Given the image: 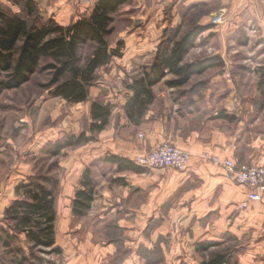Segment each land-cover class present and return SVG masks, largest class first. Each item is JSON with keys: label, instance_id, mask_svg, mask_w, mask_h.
I'll return each mask as SVG.
<instances>
[{"label": "rangeland", "instance_id": "1", "mask_svg": "<svg viewBox=\"0 0 264 264\" xmlns=\"http://www.w3.org/2000/svg\"><path fill=\"white\" fill-rule=\"evenodd\" d=\"M13 1L15 0H0L10 10L21 11V6ZM35 1L40 7V1ZM138 1L127 0L121 6L114 15V30L107 37L112 47H117L119 40L124 42L122 52L126 47V39L146 29L145 21L137 17L141 10ZM143 1L146 3L147 0ZM80 3L88 6L95 4L96 0H83ZM156 3H159L158 0ZM176 3L177 0H171L163 11L169 22L162 32L157 33L161 41L157 49L147 58L134 60L130 71L135 72L131 76L126 71L127 65L122 61V56L114 57L109 64L98 69L97 80L91 86L88 101L73 103L53 96L46 88L52 79V73L49 71H38L30 81L18 88L6 89L0 94V203L8 194L13 200L17 199L16 188L22 180L42 176H56L59 179L56 192V234L57 245L62 248V253L57 254L49 248L41 247L35 250L50 263L201 264L213 255L225 254L238 264H264V232H257V228L250 231L246 230L247 228L233 229L227 225V216L221 215L219 211L206 217L180 212L179 208L183 204L190 207L192 205V201L183 200L182 188L176 191L170 186L163 188L167 190L166 193L161 191L153 201V206L157 207L154 209L159 212L149 219H137L128 211L120 212L119 208L114 212L113 206L108 207L102 202V189L98 183L107 181L110 188L114 189L119 181L115 179V173L109 164L98 166L95 162H89L83 167L85 156L93 151L92 145L81 143L63 148L58 155L52 154L56 144L65 141L69 136H77L83 131L90 134L92 91L101 88L102 94L110 90L113 93H127L126 82L149 71L159 50H165L167 40L183 36L199 24L198 19L205 12L216 6L214 3L193 6L192 10H188L184 15L179 13V10L174 14L172 10ZM90 5L88 9L84 7L83 11L78 9L80 17L89 15ZM63 8L65 9L62 7L61 10ZM220 11L228 18V11L222 8L213 13L211 18ZM40 14L44 18L49 17L43 14L41 8ZM180 14L181 19L176 22ZM63 16L68 17V14ZM226 23L227 21L220 25ZM235 24L239 27H235L233 32H227L224 41L216 37V32L203 37L211 27L197 37L195 48L193 47L188 60L197 61L211 57L216 55L212 53L217 49L224 48L225 56L218 54L222 56L224 64L222 67L210 68L204 74L194 75L187 85L175 89L166 84L167 80H172L175 76L167 75L154 87L155 99L148 110L152 112L151 118L165 116V110L170 114V109L175 104H178L179 108H185L193 98L210 95L219 99L236 97V105L240 107L242 116L250 112V117H259L260 121H264V23L249 20ZM207 25L217 26L212 22ZM95 48L96 43L90 42L81 49L82 64ZM201 81L206 82V88L199 93L194 92L193 86ZM100 98L104 100L103 95ZM121 114L120 111L112 112L111 119L115 120L116 129L129 126L125 122L121 123ZM125 114L127 115L126 110ZM127 116L134 125L131 128L138 130V138L145 139L142 128L146 121L143 116ZM155 148L137 153L134 159L139 154L151 152ZM88 167L96 180L97 195L89 211L76 215L73 211V201L82 187L80 182L84 170ZM146 169L148 175L145 178L159 183L176 180L181 178L183 173H189L171 167ZM116 193L118 194V191ZM167 194L169 196L162 204L161 201ZM5 210L4 207L0 208V264H16L21 254L9 252L4 244L6 235L2 229L8 224L4 219ZM25 241L26 236L22 234L20 242L11 249L23 245L24 249L30 252L31 249ZM202 243L211 246L204 249Z\"/></svg>", "mask_w": 264, "mask_h": 264}, {"label": "crops", "instance_id": "2", "mask_svg": "<svg viewBox=\"0 0 264 264\" xmlns=\"http://www.w3.org/2000/svg\"><path fill=\"white\" fill-rule=\"evenodd\" d=\"M39 1L43 14L53 16L59 23L65 25L80 17L79 8L83 11L90 5L85 6L80 3L83 0ZM156 1L147 0L146 3L143 0L138 1V7L141 10L137 17L145 21L146 29L125 40L126 47L122 61L127 65L126 71L130 76L135 72L130 71L134 60L147 58L157 49L161 42L158 37L159 31L164 29L169 22L163 11L171 0H158V4ZM263 2L264 0H177L172 11L177 14L176 10H179V13L185 15L188 10H192L193 6L214 3L216 6L198 19L199 24L206 25L211 23L213 13L220 8L227 10L226 25L211 27L203 36H210L212 32H216V37L224 41L227 32H233L235 27H239L235 23L249 20L264 23ZM93 6L92 3L90 9ZM62 7L65 9L61 10ZM65 13L68 17L63 16ZM181 14L176 22L181 19ZM194 48L186 54L184 62H192L193 59L188 60V58ZM212 54L225 56L224 48H219ZM171 89L175 88L171 87ZM126 91L127 93L125 91L113 93L110 90L106 94H102L101 88L95 92L92 91L91 100L103 95L104 100L112 101L114 104L113 111L122 112L121 123L125 122L129 125L116 129L115 120L111 119L107 128L99 132L96 138L88 143L93 146V151L85 156L83 167L89 162H95L98 166L109 164L115 173V179L119 181V184L116 183L113 187L114 189L110 188L107 181L98 183L102 189L100 197L104 205L113 206L114 212L119 208L120 212L128 211L137 219H149L154 213L159 212L154 209L157 207L153 206V201L161 191L166 193L167 190L163 188L174 187V191L182 188L183 200L192 201V205L190 207L183 204L179 208L180 212L206 217L219 211L221 215L227 216V225L233 229L247 228L246 230L250 231L257 228V232H264V198L262 201L255 202L247 199L246 186L233 182L220 166L202 161L197 157V154L201 152H212L223 158H232L237 164H264V121H260L259 117H250V112L242 116L239 111L240 107L236 105L238 100L236 97L219 99L208 95L193 98L185 108H179L178 104H175L170 109L171 115L165 110V116L151 118L152 112L147 111L143 116L146 125L142 128L145 139L141 140L138 138V130L131 128L134 125L125 114L127 98L132 94L128 88ZM166 141L194 155L191 167L186 171L189 173H183L181 178L176 180H166L160 183L151 179L147 180L145 177L148 173L146 172L118 171L116 164L102 160L108 153L134 160L137 153L158 147ZM158 183L160 186L156 185ZM6 196L0 203V208L5 209L12 202L11 195ZM168 196L169 194L163 197L162 204Z\"/></svg>", "mask_w": 264, "mask_h": 264}, {"label": "trees", "instance_id": "3", "mask_svg": "<svg viewBox=\"0 0 264 264\" xmlns=\"http://www.w3.org/2000/svg\"><path fill=\"white\" fill-rule=\"evenodd\" d=\"M127 0H97L88 16L74 19L70 24L59 23L53 16L44 18L35 0H15L21 11H12L0 2V94L6 89H15L30 81L38 72L49 71L52 79L47 83L53 96L69 102L80 103L90 99L91 86L97 80L98 69L109 64L114 57L123 55L124 42L119 40L117 47H112L108 35L114 30L112 23ZM212 25H195L183 36L165 42V50L157 53L149 71L143 76L134 77L126 82L132 92L127 98V115L144 116L154 102V87L172 74V80L166 84L173 88L187 85L194 75L204 74L210 68L222 67L224 60L214 55L201 60L185 63L186 54L196 45V39ZM96 43V48L82 64L81 49ZM206 82H198L193 91L201 92ZM114 109L112 101L96 98L91 100L89 125L86 131L77 136L71 135L65 141L58 142L52 154L58 155L65 147L92 142L96 135L107 128ZM102 160L117 165V170H131L135 173L147 169L124 156L108 153ZM82 187L73 201L76 215L89 211L97 195L96 180L88 167L84 170ZM59 179L56 176L35 177L22 180L17 186V199L5 210L6 235L4 244L9 252L21 254L16 264H55L38 255V248H49L51 252L62 253L57 245L56 234V192ZM26 236L30 252L23 245L17 249L11 247L20 242V236ZM204 249L210 244L202 243ZM201 264H238L225 254H216Z\"/></svg>", "mask_w": 264, "mask_h": 264}, {"label": "built area", "instance_id": "4", "mask_svg": "<svg viewBox=\"0 0 264 264\" xmlns=\"http://www.w3.org/2000/svg\"><path fill=\"white\" fill-rule=\"evenodd\" d=\"M227 21L223 11L216 13L211 22L220 25ZM202 161L212 162L226 171L228 177L238 185L247 187V199L251 201H262L264 198V164L249 165L237 164L232 158L221 157L212 152H201L197 154ZM194 155L187 150L177 147L174 143L166 141L151 152L139 154L134 159L135 163L146 167H171L178 171H187L191 167ZM245 206V204H243Z\"/></svg>", "mask_w": 264, "mask_h": 264}]
</instances>
